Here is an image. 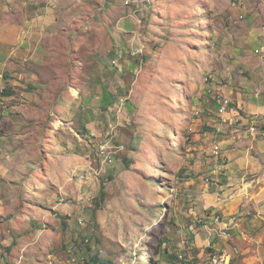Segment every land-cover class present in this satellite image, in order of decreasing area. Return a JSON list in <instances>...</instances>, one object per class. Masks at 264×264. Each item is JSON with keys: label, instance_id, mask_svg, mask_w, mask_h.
<instances>
[{"label": "crops", "instance_id": "0c3cea01", "mask_svg": "<svg viewBox=\"0 0 264 264\" xmlns=\"http://www.w3.org/2000/svg\"><path fill=\"white\" fill-rule=\"evenodd\" d=\"M8 1L14 8L0 23V89L10 92L0 110V264H66L56 247L73 231L72 200L90 196L95 185L91 177L71 178L91 170L85 147L113 129L131 161L129 168L137 169L142 161L130 150L139 139L136 124L144 117V129L157 133V120H150L156 118V103L173 107L188 93H197L205 105L216 133L206 140L219 146L220 161L206 157L211 145L193 165L181 160L186 175L192 176L187 184L196 205L177 217L183 256L207 264L214 251L236 246L230 264H264V28L258 24L264 18L254 12L247 19L254 8H235L230 27L209 34L206 43L213 60L238 55L241 61L245 55L249 73L243 87H232L230 65L216 67L209 99L202 83L192 88L187 64L189 57L202 58L204 44L184 52L177 48L187 43L191 21L202 16L197 1L153 0L145 9L125 0H107L106 7L76 0ZM99 12L98 19H81V14ZM165 16L171 34L166 42L155 24L153 31L146 30L141 20ZM238 18L247 20L233 25ZM157 44L165 46L156 51ZM143 53L152 55L153 64L163 54L165 70L147 71L148 64L139 60ZM147 83L158 97L147 98L148 115L142 116L139 90ZM217 96L230 100L223 114L217 112ZM119 98L125 102L111 122ZM141 149L146 157L155 156L156 151ZM216 164L218 174L203 184ZM197 217L204 221L193 225ZM227 222L238 224L232 242L217 235Z\"/></svg>", "mask_w": 264, "mask_h": 264}, {"label": "rangeland", "instance_id": "374dc122", "mask_svg": "<svg viewBox=\"0 0 264 264\" xmlns=\"http://www.w3.org/2000/svg\"><path fill=\"white\" fill-rule=\"evenodd\" d=\"M111 1L115 2V0ZM182 1L183 3L187 2V4L197 1L198 5L202 7L200 20L191 21L193 31H187L185 37L187 43L183 46H177L179 50L184 52L194 47L200 48L204 44L202 58L192 56L187 61L189 64V82L193 84L192 88L196 86L199 89L198 85L202 83L206 91L204 96L210 99V93L207 92L213 82L211 75L216 67L222 68L223 63L230 65L227 69L232 78L230 86L243 87L244 81L249 75L245 64L247 56L244 55L241 61L238 60V55L229 57L227 61L221 60L220 57H214L213 60L212 56L209 55L211 47L206 42L209 41V34L213 31L219 33L224 31L226 27H230L231 10L235 8L252 7L254 9L247 14V19L254 12L264 18V0ZM50 2L55 4L54 0H50ZM83 2L96 7L100 5L106 7L109 1L81 0L79 2L76 0L77 4ZM150 2L153 0H143L140 7L145 9L150 6ZM164 2L171 4V0H164ZM135 6L133 5V8ZM12 8L14 7L11 2L0 0V23L4 21L5 16L11 12ZM157 12L161 13L160 11ZM99 16L100 12L94 15L84 13L81 14V19H98ZM154 18L141 19L142 25L146 30L153 31L151 27L155 24V32L161 30L164 36L162 40L168 41L171 37L170 30L167 29L170 19L166 16L159 20ZM245 20L238 18L233 22V25L239 26ZM258 24L259 27L264 28L262 21H258ZM164 46L165 44H157L154 50H162ZM166 50L168 49L166 48ZM163 58L162 54L159 60L153 64L152 55L143 53L139 60L141 63V59H143L148 64L145 68L147 71L159 68L160 72H163L165 70ZM148 76L150 78V74ZM148 76H144V82L149 79ZM156 79L158 80L159 77L156 76ZM225 84V80L220 82V85ZM139 92L143 102L141 113L142 116H147V98L156 97L157 99L158 95H153L154 91L148 86V83ZM196 94L188 93L186 100L174 104L173 107L170 105L159 107L156 103L157 107L154 109V112L157 113L156 118L151 117L150 120H157L159 127L157 133L153 132L154 128H148L147 132L144 128L148 122L145 121L144 117H141L139 123L136 124L137 130L135 131L139 135V139L136 140L134 147L130 150L137 151V154L139 153L137 157L142 162L140 167L133 171L128 166L131 163L130 159L124 152H121L115 155L100 173L92 172L100 167L99 142L91 141V144L85 147L84 152L92 160V171L90 170L89 173L77 172L76 174L72 173V175L75 174L77 176L75 179L78 181V177L82 174L85 178L91 177L94 179L95 185L92 187L90 196L84 195L72 200V203L75 204L73 210L75 214L73 213L70 218L72 219L73 231L72 233L70 231V235L65 234L63 236L61 241L63 246L58 242L56 247L58 251H61L60 259L66 264H71L70 261L73 258L79 259V262L82 260L90 264L199 263L196 258L189 259L187 256H183L185 250L181 247L183 238L179 233L177 220V217L188 211L190 207L196 206L193 204L195 196L191 191V185L187 184L192 176L186 175L187 169L181 167V160H187L193 165L197 160V155L203 152L206 146L214 144V139L206 140L207 136L216 134L210 125L211 122L207 119L209 115L204 110L206 109L205 105ZM120 99L123 98L118 99L114 112H110L111 122L117 120ZM131 125L132 127L135 126L134 124ZM141 148L156 151L155 156L146 157ZM206 157L208 159L213 158L212 153ZM154 165L158 167L157 170H155ZM207 176L202 181L205 185L210 184L213 179L206 181ZM101 186L104 187L105 191L103 201H99ZM97 204L100 205V208ZM195 221L202 224L204 220L197 217L191 222ZM187 239L189 238L187 237Z\"/></svg>", "mask_w": 264, "mask_h": 264}, {"label": "built area", "instance_id": "2783aa9c", "mask_svg": "<svg viewBox=\"0 0 264 264\" xmlns=\"http://www.w3.org/2000/svg\"><path fill=\"white\" fill-rule=\"evenodd\" d=\"M143 0H125V4H140ZM264 53V49L261 50ZM216 99L218 103H220L219 109H217V112L219 114H223L226 112L228 106L230 105V100L227 98H220V96H217ZM125 100L120 99V102L118 104V113L121 112L122 107L124 105ZM5 107V98H4V88L0 89V110ZM113 129H111L108 132V135H106L102 140L99 142L98 145V158H99V169L96 171L93 170L92 172L100 173L103 170V167L112 161L115 155L121 153L123 151V146L119 144L116 141V134L112 132ZM219 146H214L212 150V156L216 160V163L220 161L219 156ZM217 164L214 165L206 178V181H209L211 178L216 176L218 174ZM77 176L75 174L72 175V178L75 179ZM85 176L82 174L78 177L79 180L84 179ZM200 221V220H197ZM198 222H194L193 225H197ZM237 223H223V228L217 232L218 237L221 240H225L226 242H232L233 241V231L237 228ZM243 240L247 241L248 238L242 234ZM238 253V248L236 246H233L230 248V250L227 249H221L216 250L213 253H211L208 257L207 264H230L233 256H235ZM71 264H90L87 262H84L81 260L79 262V259L73 258L70 261ZM194 264V263H193Z\"/></svg>", "mask_w": 264, "mask_h": 264}, {"label": "trees", "instance_id": "16d2710c", "mask_svg": "<svg viewBox=\"0 0 264 264\" xmlns=\"http://www.w3.org/2000/svg\"><path fill=\"white\" fill-rule=\"evenodd\" d=\"M10 92L8 90H4V95H8ZM105 199V191L104 187L101 186L100 192H99V201H103ZM97 206L100 208V205L97 204ZM94 262V260H92Z\"/></svg>", "mask_w": 264, "mask_h": 264}]
</instances>
